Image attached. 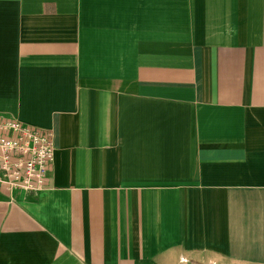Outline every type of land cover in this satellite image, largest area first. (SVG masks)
Listing matches in <instances>:
<instances>
[{"label": "crops", "instance_id": "0c3cea01", "mask_svg": "<svg viewBox=\"0 0 264 264\" xmlns=\"http://www.w3.org/2000/svg\"><path fill=\"white\" fill-rule=\"evenodd\" d=\"M0 116V264H264V0H0Z\"/></svg>", "mask_w": 264, "mask_h": 264}, {"label": "built area", "instance_id": "2783aa9c", "mask_svg": "<svg viewBox=\"0 0 264 264\" xmlns=\"http://www.w3.org/2000/svg\"><path fill=\"white\" fill-rule=\"evenodd\" d=\"M54 154L51 132L0 116V185L9 190H43Z\"/></svg>", "mask_w": 264, "mask_h": 264}]
</instances>
